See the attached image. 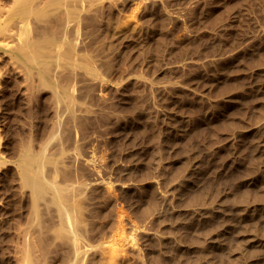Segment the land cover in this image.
Instances as JSON below:
<instances>
[{
	"label": "rangeland",
	"instance_id": "374dc122",
	"mask_svg": "<svg viewBox=\"0 0 264 264\" xmlns=\"http://www.w3.org/2000/svg\"><path fill=\"white\" fill-rule=\"evenodd\" d=\"M0 264H264V0H0Z\"/></svg>",
	"mask_w": 264,
	"mask_h": 264
},
{
	"label": "bare ground",
	"instance_id": "6f19581e",
	"mask_svg": "<svg viewBox=\"0 0 264 264\" xmlns=\"http://www.w3.org/2000/svg\"><path fill=\"white\" fill-rule=\"evenodd\" d=\"M77 32V31H76Z\"/></svg>",
	"mask_w": 264,
	"mask_h": 264
}]
</instances>
